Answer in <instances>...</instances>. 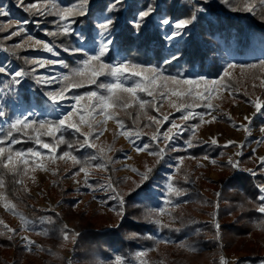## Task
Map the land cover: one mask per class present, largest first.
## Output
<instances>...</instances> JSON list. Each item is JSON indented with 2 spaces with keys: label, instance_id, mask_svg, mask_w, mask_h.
<instances>
[{
  "label": "trees",
  "instance_id": "1",
  "mask_svg": "<svg viewBox=\"0 0 264 264\" xmlns=\"http://www.w3.org/2000/svg\"><path fill=\"white\" fill-rule=\"evenodd\" d=\"M32 2L45 3L46 0H25V3ZM59 2L67 6L74 0ZM253 2L256 3L255 12L247 13L232 11L222 0H89L87 15L77 18L76 24L73 25L75 34L48 36L47 32L57 31L54 23L56 17L33 16L17 7L16 0H0V6L5 7L10 13L7 17L0 16V25L5 26V30L0 31V51L5 55L0 65L8 68L10 72L19 69L28 71L30 66L25 63V58L35 57V53L26 46L16 50L15 54L8 51L13 45L25 39L24 34L11 36V32L17 30L15 21H29L28 33L34 38L54 43L60 53L58 59L74 66L81 57L78 54L64 52L63 49L83 46L94 50L101 39L98 25L105 22L106 18H110L113 24L107 38L112 40V44L109 45L106 62L128 60L162 67L166 75L179 73L190 78L204 76L208 79H217L228 63L258 64L260 60H264V19L261 17L264 6H261L258 0ZM111 4L116 6L109 11L108 6ZM149 4L155 11L145 18L142 27L137 29L133 21ZM193 5L204 8L205 11L197 13V19L189 26L187 34L182 36L181 40H167L166 33L170 34L171 29L162 25L161 19L186 18L194 10ZM80 34L83 35V40L79 39ZM172 54H178L180 58L171 64H165V60ZM234 71L240 73L232 75L233 88L220 90L236 93H232L231 98L221 100L219 103L212 100L211 103L218 106L213 110L230 108L240 102L250 103L257 98L264 99V85L261 84L264 69H245L243 74L239 68ZM62 72L67 70L62 68ZM10 80V75L0 74V111L4 113L0 116V139L4 138L9 124L15 117L22 115L25 110L28 112L35 110L36 115L30 117L32 119L58 118L46 112L51 105L43 95L44 91L48 90L45 86L36 84L29 76L24 78L20 85L5 87ZM87 90L82 88L72 91L83 93ZM140 95L144 99H152L146 94ZM157 102L160 105L159 112L150 109L149 114L160 118L165 113L159 98ZM129 111L135 114L139 110L134 107ZM194 111L207 113L212 110L197 107ZM117 115L125 121L127 127H132V120L124 111L117 109ZM180 115L181 113H177L169 117L170 120H176ZM138 124L136 130L141 135L139 138H133L137 145L150 144V150L166 146L167 143L163 144L164 141H152L151 137L157 130L161 133L166 131L170 127L168 122L144 126L148 121L147 117H142ZM185 124L188 127L171 142L170 149L175 150H167L159 162L158 158L153 156L155 162L149 167L153 169L151 178L140 189H136V184L141 180L139 175L133 179L118 176L115 162L122 158L118 150L111 154L106 151L111 157L107 170L95 167L90 169L96 178L89 181L93 186L88 187L89 191H97L93 189H98L99 185L109 182L108 178L111 177V181L125 194L126 215L121 219L115 211V216L120 222L111 228L106 221H102L104 213L101 210L87 207L81 209L77 197L56 183V179L65 174V171H59L52 179L56 186L55 197L63 206L60 212L39 207L24 183L35 166L29 168L27 175L22 176L23 187L14 184L11 175H6L4 177L6 187L2 188L1 193L17 204V211L28 218L30 221L28 235L40 244L39 251L44 257L41 258L34 250L26 251L24 243L15 237L9 240V234L3 225H0V233H4L0 235V264H69L62 255L50 251L69 245H72L74 253L73 264H111L117 255L124 257L126 264H141L140 257L136 255L139 252H154L160 264H219V258L223 253L232 256L242 255L239 264H260L264 261V229L257 227L258 221L264 219V216L253 210L254 204L258 203V186L264 185L262 167L252 161L251 153H246L239 161L245 171H236L227 162H223L229 157L228 151L235 146L213 145L200 139L199 131L205 124L199 117L187 122L182 120V125ZM195 125L198 127L193 131ZM75 135L69 131L66 133V139L74 142ZM14 136L22 141L13 145L15 150L26 151L36 147L26 137L15 133ZM44 139L49 140L47 137ZM189 140L194 145L191 148L185 144V141ZM65 150L66 145H61L57 154ZM90 152L94 153V150L88 148L73 150V154L78 157H85ZM204 156H208V160L216 161L215 164H211V170L219 174V181L202 177L203 166L199 162ZM78 167L71 162L66 168L67 174L78 171ZM171 167L175 168L173 173ZM170 174L172 182L184 192L179 197H172L171 205L164 203ZM130 192L131 195H128ZM106 204L109 208H118L116 200L110 199ZM159 207L168 209L167 217L162 223L170 224V227H160L145 217L148 210ZM49 216L52 217L53 223L41 220ZM66 219H77L85 226L75 240L72 239L75 232L68 226L69 239H63L61 229L66 225ZM0 221L4 224L10 219L7 214H1ZM216 223L220 225L218 230L215 228ZM42 232H47L48 235L39 234ZM184 244L191 247H183Z\"/></svg>",
  "mask_w": 264,
  "mask_h": 264
},
{
  "label": "snow or ice",
  "instance_id": "2",
  "mask_svg": "<svg viewBox=\"0 0 264 264\" xmlns=\"http://www.w3.org/2000/svg\"><path fill=\"white\" fill-rule=\"evenodd\" d=\"M222 2L228 5L232 11L254 13L256 9V3L253 0H222ZM258 2L261 6H264V0H258ZM88 5L89 0H74V2L67 6L61 5L59 0H46L45 3H25V0H16V6L22 8L25 13L33 16L51 15L56 17L54 23L56 24L57 31L47 32L46 35L48 36L75 34L73 25L76 24L77 18L87 15ZM115 6V4L109 5L108 10L112 11ZM193 9L191 15L186 18L172 20L164 17L161 19L160 23L171 29L170 34L166 33L167 40L171 41L177 37L186 35V30L197 19V13L205 11L204 8L196 5H193ZM154 11L155 9L151 4L147 6L146 10L140 11L138 17L133 21L135 27L137 29L141 28L145 22V18L149 17ZM9 15L10 13L5 7L0 6V16L7 17ZM261 17L264 19V7L261 10ZM28 23L29 21L27 20L17 23V30L12 31L11 36H21L24 34L25 39L21 43L13 45V48L8 49V51H12L15 54L16 50L27 45L34 51L58 57L60 53L54 43L34 38L28 33ZM112 24L113 21L110 18H106L105 22L99 23L98 28L101 39L98 47H95L94 50L83 46L72 49L65 47L63 49L64 52H70L73 55L78 54L81 57L76 61L74 66H70L64 60L50 59L47 56L25 58V63L30 66L28 71L19 69L10 72L8 68L0 65V74L11 76V80L5 87L20 85L24 78L31 76L36 84L43 85L48 89L44 91L43 95L50 102L51 107L49 110L57 111L59 114L58 118L54 120L47 118L37 120L30 118L36 115L35 110H33L26 115H17L9 124L4 138L0 139V188L6 187L4 179L6 175H11L13 183L23 187L22 176L27 175L30 167L35 166L40 170H48L45 158H47V162L51 163H55L56 160L67 161L70 159L73 165L79 166L78 171L72 172L73 178L83 173L84 185L92 188L93 186L89 184L90 169L95 167L107 170V165L111 161V157L107 155L105 148L98 146L94 142L95 140H99L100 136L106 131V125L109 120L116 121L117 126L122 130L120 134L126 136L133 143L138 153L148 151V154L156 156L159 162L164 158L166 151L170 149L171 142L181 135L188 126L187 124L179 125L175 123L174 120H170L169 115H163L160 118L156 115H150V109H155L156 112H159L160 105L157 102V98L162 101L175 97V100H170L169 102L177 112L181 113L179 119L187 122L199 117L203 121V117L211 115V111L198 113L194 109L204 107L213 110L214 107H218L211 103L213 93L218 92L221 88L225 90L233 88L231 81L233 73L230 70L239 68L241 69V74H243V70L245 69H264V60H260L258 64L228 63L222 75L217 79H208L204 76L196 78L184 77L179 73L177 75H166L162 67L143 65L128 60L106 62L105 57L109 53V45L112 44V40L107 38ZM37 26L39 27V23H37ZM3 30H5V26L0 25V31ZM79 39H84L82 34L79 35ZM179 58L178 54H172L170 58L165 60V64H171ZM53 66H60L66 69L67 72H62L59 75L38 74L40 69H48ZM261 84L264 85V79H261ZM82 88L88 90L83 93L72 91L73 89ZM141 93L146 94L147 97H151L152 99L142 98ZM66 103L67 108L64 107ZM252 105L255 109L252 117L246 116L244 118L248 124H251L252 119L256 116L264 117V99L257 98L252 101ZM134 107L139 110L135 114L129 111V109ZM117 109L124 111L125 115L131 118L132 127H127L125 121L118 117ZM3 115V111H0V116ZM142 117H147L148 121V124L144 126L151 124L160 125L162 122L170 124V127L166 131L161 133L157 130L151 137L152 141L168 142L164 148L150 150V144L136 145L133 138H139L141 135L136 129L139 127L138 121ZM211 119L215 120L216 116L212 115ZM196 127L198 125L193 126L192 130L195 131ZM240 127H243L246 132L251 134V128L247 125H241ZM83 128H87V131H83ZM69 131L76 134L74 142L66 139V133H69ZM260 131L264 133V126L261 127ZM14 133L26 137L36 147L27 149L26 151L15 150L13 145L22 141L17 139ZM45 137L49 138V140L46 141ZM257 142L261 143L264 141ZM234 143V141L228 142L229 145ZM185 144L188 148L194 146L191 140L185 141ZM211 144H217V140L211 139ZM61 145H66L67 150L57 155ZM240 147L242 148L243 145H240ZM77 148L92 149L94 153L90 152L85 157H78L73 154V150ZM170 150L175 149L171 148ZM107 151H111V146L108 147ZM241 154L240 152L236 153V155ZM204 159L207 160L209 157L204 156ZM212 163L215 164L216 161H212ZM228 164L233 169L245 171L239 168L238 161H233L231 158H229ZM260 164L264 168V157L260 158ZM132 171L137 172L141 177L140 182L136 184V189H140L150 180L153 169L148 168L144 172H139L137 169H132ZM247 171L251 172V170ZM252 174L255 175V173ZM108 181L105 184L99 185L98 189L93 190L110 193L109 198L116 200L118 204V208L113 210L116 211L117 216L123 219L126 215L125 205L127 203L125 194L111 181V177L108 178ZM77 183L80 182L77 181ZM258 193V203L254 204L253 210L264 216V185L258 186ZM183 194V190L177 187L172 182L171 177H169V182L166 184L164 203L171 205L173 203L172 197H179ZM128 195H131V192ZM0 201H4L3 206L6 210L19 217L22 230L28 231L30 229V222L23 213L17 211V204L9 200L4 193H0ZM167 211L168 209L165 207H159L155 210L150 209L145 213V217L149 222L167 228L170 227V224H164L160 220V216ZM41 220L49 224L53 223L51 216L43 217ZM0 225H3L4 229L8 233H11L8 236L9 240L18 235L16 229L9 228L6 224H3V221H0ZM219 227L220 225L216 223L215 228L218 230ZM257 227L264 229V219L258 221ZM61 231L63 239L68 240L69 232L67 231V225H63ZM3 234L0 233V235ZM39 234L48 235L47 232ZM78 235L79 233H75L72 239L75 240V237ZM21 240L24 242L25 250L31 252L35 242L28 236H22ZM182 246L191 247L187 244ZM36 247L39 249L40 246L36 245ZM136 255L137 257H143L145 253L139 252ZM111 264H126V261L124 257L117 255L111 261ZM141 264H143V261H141ZM220 264H228V262L225 258L221 257ZM261 264H264V261Z\"/></svg>",
  "mask_w": 264,
  "mask_h": 264
},
{
  "label": "rangeland",
  "instance_id": "3",
  "mask_svg": "<svg viewBox=\"0 0 264 264\" xmlns=\"http://www.w3.org/2000/svg\"><path fill=\"white\" fill-rule=\"evenodd\" d=\"M17 25V21H15ZM182 37H177L173 40L179 41ZM28 49L33 51L36 56H47L50 59H58V57H53L50 54L43 53L40 51H34L30 47L26 45ZM4 52L0 51V62L4 57ZM60 66H53L48 69H40L38 74H56L59 75L61 73ZM233 75H239L240 71L230 70ZM232 93L236 92H224L223 90H219L216 93H213V99L216 103H219L221 100L226 98H231ZM170 100H175V97H170L169 99L162 100V106L164 109L165 115H176L177 112L175 108H173L170 104ZM256 100V99H255ZM254 101V100H253ZM51 106L46 110L53 115L58 116L57 111H50ZM67 108V103L64 106ZM255 109L250 103H236L233 104L230 108H218L211 111V115H205L203 117L204 121H207V125L204 126L199 131V137L201 135L204 137L202 140L206 141L211 139H216L217 143L224 145L225 147L235 146L234 148L229 150V157L227 158V163L229 158L233 161H238L240 155H236V153H242V156L247 152H251L252 157L255 158L256 162L260 164V158L264 157V142L258 143L257 141H264V133H261L260 129L264 126V117L256 116L252 119L251 124H248L245 121V117H252ZM24 115L28 114V111L25 110L23 112ZM216 116L215 120L211 119V116ZM175 123L182 125L181 119L174 120ZM241 125H247L251 128V134L246 132ZM83 131H87V128H83ZM122 130L117 126L115 120H109L106 125V131H104L103 135L100 136L99 140H95L94 142L101 147H104L107 151L108 147L111 146V151H107L108 153H113L114 151H120L122 158H119L115 162V168L117 170L118 176L125 179H133L138 174L137 172L132 171V169H137L139 172L146 171L149 167H151L155 159L153 155H149L147 151L144 152H137L133 143L124 136L121 135L120 132ZM229 141H234V144L229 145ZM168 142L164 141L163 144ZM137 145V144H136ZM240 145H243L241 148ZM249 152V153H250ZM58 155V154H57ZM226 160V159H225ZM45 163L48 168L47 171L40 170L38 168H34L31 175L25 180V184L31 194L35 197L37 201V205L47 210H52L56 212H60L63 206L57 201L55 197L56 186H54L53 178L54 176L61 170L65 171L66 173L63 174L61 177L56 179V183L64 186L67 190L71 191L78 199V205L81 209L84 207L89 209H99L104 213V217L102 221H106L109 224V228L118 225L119 220L115 216L114 207H107V202L110 200L109 194L106 191L97 190L95 192L89 191L88 186H85L83 183L84 174L81 173L79 176L73 178L72 174H67L68 169H66L70 164L71 160H56L55 163L47 162V158H45ZM200 165L203 166L201 169L202 177L207 178L208 180H215L219 181V174L217 172H213L211 170V162L209 160H201ZM261 166V164H260ZM66 169V170H65ZM174 167H171V171L173 173ZM263 173H264V168ZM55 173V174H53ZM172 177V174L169 175ZM95 175L90 172L89 181L95 179ZM79 181L80 183H77ZM2 188H0L1 193ZM4 201H0V215L7 214L10 221L5 222L9 228L16 229L18 235L14 237L24 243L21 240L22 236H28L31 240H33L29 235L28 231L22 230V226L20 223V219L17 215H14L12 212L6 210L3 206ZM167 217V214H163L161 216V221H164ZM102 221L100 223H102ZM30 222V221H29ZM66 225L68 228L75 233H79L81 230L85 229V226L81 224L77 219L74 220H65ZM8 233V232H7ZM11 235V233H8ZM34 241V240H33ZM35 242V241H34ZM39 243L35 242L32 247V250L36 251L40 254L41 258L44 257L39 249L36 247ZM50 251H55L62 255L64 258L67 259L69 264H73V250L72 245L64 248H54ZM221 257L225 258L228 264H239V259L242 258V255L232 256L230 254L223 253L219 258V264ZM143 264H160L157 258L155 257L154 252L145 253V256L139 258V262ZM261 264V263H260Z\"/></svg>",
  "mask_w": 264,
  "mask_h": 264
},
{
  "label": "crops",
  "instance_id": "4",
  "mask_svg": "<svg viewBox=\"0 0 264 264\" xmlns=\"http://www.w3.org/2000/svg\"><path fill=\"white\" fill-rule=\"evenodd\" d=\"M203 122H204V124H205V126L207 125V123L203 120ZM204 137H202V139H203ZM200 139H201V135H200ZM205 142H207V143H211V141H209V140H206ZM216 145H219V146H224V145H221L220 143H217ZM250 152V151H249ZM249 152H247V153H249ZM251 153V152H250ZM228 154H230L229 153V151H228ZM230 156V155H229ZM242 157V154L240 155V157L238 158V162L240 161V158ZM208 160V159H207ZM210 162H211V164H212V161L211 160H209ZM226 161H227V159L226 160H223V162L224 163H226ZM252 161L256 164V165H260L259 163H257L256 162V160H255V158H253L252 157ZM239 168L240 169H243L242 168V166H241V164H240V162H239ZM236 171H240V170H238V169H235ZM247 171V170H246Z\"/></svg>",
  "mask_w": 264,
  "mask_h": 264
}]
</instances>
